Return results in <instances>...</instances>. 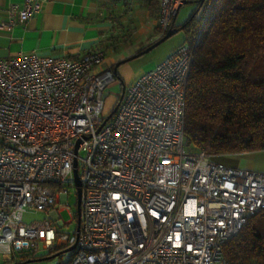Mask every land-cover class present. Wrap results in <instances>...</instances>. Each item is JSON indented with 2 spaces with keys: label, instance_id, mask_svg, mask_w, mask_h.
Wrapping results in <instances>:
<instances>
[{
  "label": "built area",
  "instance_id": "1",
  "mask_svg": "<svg viewBox=\"0 0 264 264\" xmlns=\"http://www.w3.org/2000/svg\"><path fill=\"white\" fill-rule=\"evenodd\" d=\"M186 1L159 0L160 35ZM43 2L10 3L0 28L25 23ZM193 58L192 43L174 48L126 87L100 129L104 90L116 80L103 47L79 58H0L2 258L77 242L68 264H229L224 244L264 209V172L187 148ZM75 162L79 235L68 227L77 212L69 221L61 215L72 188L78 199ZM28 210L46 217L27 222Z\"/></svg>",
  "mask_w": 264,
  "mask_h": 264
},
{
  "label": "trees",
  "instance_id": "2",
  "mask_svg": "<svg viewBox=\"0 0 264 264\" xmlns=\"http://www.w3.org/2000/svg\"><path fill=\"white\" fill-rule=\"evenodd\" d=\"M97 1L103 6L119 0ZM193 2L199 5L189 18L172 24L185 32L181 44L194 45L187 86L186 146L217 155L264 149V0ZM200 6L204 7L202 17L197 16ZM119 63L113 64L114 69ZM224 254L229 264H264V209L252 214L224 244Z\"/></svg>",
  "mask_w": 264,
  "mask_h": 264
},
{
  "label": "crops",
  "instance_id": "3",
  "mask_svg": "<svg viewBox=\"0 0 264 264\" xmlns=\"http://www.w3.org/2000/svg\"><path fill=\"white\" fill-rule=\"evenodd\" d=\"M23 1L0 0V19H7L5 9L10 3ZM182 6L174 25L184 23L192 14L182 15ZM159 37V2L119 0L100 6L97 0H44L42 8L25 23L0 28V58L27 53L79 58L103 47L104 66H109V51L117 41L124 50L131 51L134 46L136 52L131 57ZM216 158L230 166L264 172V149L218 154Z\"/></svg>",
  "mask_w": 264,
  "mask_h": 264
},
{
  "label": "rangeland",
  "instance_id": "4",
  "mask_svg": "<svg viewBox=\"0 0 264 264\" xmlns=\"http://www.w3.org/2000/svg\"><path fill=\"white\" fill-rule=\"evenodd\" d=\"M198 5L199 2H187L183 4L182 15H185L186 13V16H188V13H192L196 8H198ZM203 15L204 7H201L200 9H198L197 16L202 17ZM184 38V30H179L178 32L152 48L150 51L140 54L134 58L125 60L121 63H119V61L123 60L124 57H128L132 53L136 52L134 51L136 49L133 46L130 48L131 51L124 50L123 47H121V42L117 41L115 43L116 47H112L116 51H114L113 49L109 51L112 54L111 58L109 57L108 60L109 66L115 63H119L118 65H116V80L110 83L104 90L103 114L107 116L117 104L122 89V81L124 82L126 87H128L136 79H138L142 73L154 68L158 63L162 62L171 53L173 48L184 41ZM154 64L155 66H153ZM80 154H82V152ZM68 202L70 206L61 212L62 218L65 221H69L72 217L70 209L74 213L77 212V195L73 188L71 189ZM44 218V212L28 210L24 214V220L27 222L41 221ZM76 226L77 222L74 221L68 227L74 229L76 228ZM66 227L67 226H64L62 228ZM46 256H48V254L31 255L28 252H20L14 255L11 259H4L0 256V264H67L72 256V251L62 252L55 257L44 258Z\"/></svg>",
  "mask_w": 264,
  "mask_h": 264
},
{
  "label": "water",
  "instance_id": "5",
  "mask_svg": "<svg viewBox=\"0 0 264 264\" xmlns=\"http://www.w3.org/2000/svg\"><path fill=\"white\" fill-rule=\"evenodd\" d=\"M204 1V0H202ZM189 1H186L185 3H187ZM201 8V6L199 7V9ZM180 29L179 28H174L172 27L165 35L164 37H162L161 39L155 41L154 43L150 44L149 46H147L145 49H143L139 54H135L131 57H128L126 60L128 59H131V58H134L140 54H143L145 52H148L150 51L152 48H154L155 46H157L158 44H160L161 42H163L164 40H166L167 38H169L170 36H172L173 34H175L176 32H178ZM116 71V68L114 69ZM125 89H126V85L124 84V82L122 81V89H121V95H120V99L123 97L124 95V92H125ZM119 104V103H118ZM118 104L115 106V108L113 109V111L111 113H109L104 121L102 122L101 126L99 127V129L113 116L114 112L116 111L117 107H118ZM78 144H79V141L76 145V151L78 149ZM75 177H76V185H77V190H78V199H77V215H78V221H77V234L79 235V231H80V224H81V193H82V188H81V180H80V176H79V172H78V168H77V162H75ZM77 245V242H75L73 245H71L70 247L66 248L65 250L61 251V252H58L56 254H51V255H48L44 258H50V257H55L56 255L62 253V252H67V251H72L75 249ZM29 260H33V259H29ZM17 264H20V263H17Z\"/></svg>",
  "mask_w": 264,
  "mask_h": 264
}]
</instances>
